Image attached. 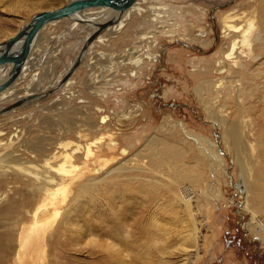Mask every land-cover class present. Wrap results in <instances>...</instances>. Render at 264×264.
<instances>
[{"label": "rangeland", "instance_id": "1", "mask_svg": "<svg viewBox=\"0 0 264 264\" xmlns=\"http://www.w3.org/2000/svg\"><path fill=\"white\" fill-rule=\"evenodd\" d=\"M37 1L0 0V41L36 12L67 0ZM142 5L152 7L133 13L118 33L86 49L69 85L0 112V264H264V242L244 228L250 215L237 207L243 195L231 184L240 177L230 137L222 140L221 127L209 122L217 106L205 82L221 76L213 71L229 43L221 35L223 25L230 16L239 23L254 15L264 30V2L145 0ZM72 23L63 19L40 32L30 55L32 70L17 80L16 88L28 81L48 86L45 91L55 87L50 85L67 71L91 30ZM234 59L245 62L246 57L241 53ZM263 89L260 85L242 92L241 112L232 100L222 112H228L227 122L239 124L243 114L255 123L251 140L264 174V103L258 101ZM13 101H0V109ZM62 114L68 123L60 121ZM13 134L16 138L7 144ZM195 136L214 144L206 145L204 154L210 150L220 162L212 159L210 166L195 152ZM111 140L116 142L112 149ZM62 141L80 147L75 153L84 176L74 183L53 228L26 245L33 218L48 215L40 212L46 198L38 188L47 182L33 181L14 168L32 166L41 176L46 160L33 145L41 143L50 156L51 147ZM87 143L93 144L94 154L85 160ZM171 146L181 149L180 174L184 167L187 174L193 168L204 172L193 186L196 197L189 210L180 205L174 209L175 194L189 181L162 161ZM100 160L104 170L94 174L91 169ZM121 163L123 168L116 169ZM180 218L191 231L187 238L182 237L185 223ZM163 222H171L163 227L167 236Z\"/></svg>", "mask_w": 264, "mask_h": 264}, {"label": "bare ground", "instance_id": "2", "mask_svg": "<svg viewBox=\"0 0 264 264\" xmlns=\"http://www.w3.org/2000/svg\"><path fill=\"white\" fill-rule=\"evenodd\" d=\"M144 1L145 0H139L138 2L134 3L127 11H125L123 15V19H121L116 25L112 26L109 30H107L108 33L100 34L94 42L105 41L106 39H108L105 37L106 35L108 37L114 36V34L118 33L124 27L125 20L130 19L133 13L140 14L142 11H145L146 8L152 7V6L142 5V2ZM259 1L264 2V0H259ZM35 3L39 4L37 0H35ZM155 8L158 9L161 7H159L158 5ZM111 15H112V12L104 10V11H97V12L85 11V12L77 14L76 16L78 18H87V19H92L94 22H99V21L108 19L109 17H111ZM158 16H159V13L157 17ZM61 20L52 21L44 25L41 28L40 32L43 29ZM235 20L236 18L234 16H230V20L227 21L225 25H223L224 27H223L221 35L223 37H227L229 39V43L227 45L226 50L224 51V55L222 59H219L216 62L214 71H213L217 75H221V76H218L216 79L212 81L205 80V82L207 83L206 88L208 91L206 93L208 96L211 97V102L215 101L216 106H217L216 113L214 112L215 116L211 117L214 120H209V122L213 125L215 129L218 128V126L221 127V139L222 140L225 138V136L230 137L229 144L232 145V151L234 155L233 160L236 166L238 167V170H239L238 175L240 177L237 183H233L231 181V184L236 188V190L238 191L240 195H243V199L241 202L237 204V207L241 211L248 212L250 215L248 221L243 226L244 228L248 229L254 235V238L260 240L261 242H264V174L262 170H258L260 166V165H257L259 162V158L257 157V154H256L255 145H253L252 140H251L256 130L255 123L250 118L244 119L246 115H243V114H242L241 119L238 121L239 124L232 123V121L227 122L226 119H227L228 112L227 113L222 112V111H226L227 104L230 103L229 102L230 100H232L233 106L236 108V110L241 112L245 104V101L242 97V92L246 89H250L253 87L260 86V85L264 87V84H263L264 83V69H263L264 68V46H263L264 42L260 43L261 40H264V38L262 37V35H264V30L262 29L261 26H259L260 23L257 22L254 15L242 20L239 23L235 22ZM71 22H73L72 26L75 27L77 23L75 21H71ZM34 46H35V42L30 50L28 57L26 58L24 67L20 75L18 76V78L9 87H7L6 89L0 92V101L18 100L20 98H24L29 95L37 96L38 93L45 91V89L48 87V86H43V85L39 87V86H36L35 84L33 86L32 84L30 85V82L28 81L22 88H16L17 86L15 84L19 83L17 82V80L24 77L26 74H28L32 70L31 67L34 64L31 63L32 59L30 60V55L32 52L33 53L35 52ZM90 46H92V44ZM257 46L260 47L259 49V51H261L260 53L256 52ZM241 53L245 54V57H246L245 62L236 61L234 59V57H236L237 54H241ZM231 67H234V68L237 67L235 68L236 71L231 72ZM6 71H7V67L0 68V81L2 80L3 75L5 74ZM224 73H226V75L223 76ZM35 74L36 73H34L33 75ZM61 77L62 76L58 77L59 79L54 80L50 86L56 85L59 82ZM71 78L72 77H70L66 81V83H64V85L66 86L69 85L72 82ZM258 79L263 80L261 84L255 83ZM39 89L40 91H38ZM258 101L261 104L264 103V89H263V97L261 100H258ZM59 118L61 119L60 121H63V122L65 121L67 123L69 122V117L66 114H62V116H59ZM17 119L19 120V118ZM43 120H42L43 124L46 125L47 123L46 119H43ZM16 123H19V121H16ZM75 133L77 132L75 131ZM15 135L18 136L17 133ZM13 137H14V134L9 138V141H7L8 142L7 144H11L14 141L16 137L15 138ZM79 137L78 139L80 140ZM195 137H197L195 142L198 146L197 151L195 150V152L203 156V158H205L210 163V166H212L213 161L220 162L219 158L217 159V156L214 155L213 152H210V150L206 152V154H204V151H205L204 149H206L205 147L207 146L209 147L214 144L211 141H208L204 138L203 139L205 143L203 144L204 141L202 140L199 141L200 137L198 136H195ZM97 142H101V141H97ZM20 143L21 144L24 143L23 139L21 140ZM60 144L61 145L57 144L58 145L57 147L60 146L58 150H57L56 145H54V147L56 148L51 147L49 153L52 152V154L50 156H48V153L47 154L45 153L46 151H44V148H42L41 143L40 145H33V150L37 154L39 153L40 155H42V157H44L46 160L43 171L40 174L41 176L37 175L38 170H36L32 166L30 167L16 166L14 168L17 174L29 175L33 181H39L40 179H44L47 182L46 186H39L38 188L40 189L42 188L41 189L42 194L44 195V198H46V200L41 204L40 212H47L48 215L42 219L33 218L31 229H30L31 234L28 235L24 239V243H26V245L32 244L31 241L33 240V237H35L39 232H42L43 235H41V237L43 239L45 234L53 228L56 220L62 214V206L66 202L67 197L71 194L74 183L79 182L84 176L83 168L85 167H81L79 165L80 161L78 160V158L80 156L77 157L79 154L75 153L76 150H78L80 147L70 146L69 141L68 142L62 141ZM92 145L87 143L83 147L84 150L82 151V155H85L86 157L85 160L89 159L94 154L93 153L94 151L92 150ZM115 146H116V142L111 140V142L109 143V148L112 149V148H115ZM67 148H69V150ZM72 148L74 149L71 150ZM209 149H212V148L210 147ZM125 151H126V147H122L121 152L123 153ZM186 151L187 150H185V152ZM165 153H167L168 155L166 154L164 159L162 158V161L164 162V164L169 166V169L176 170L177 175L181 179H183L184 181H189V185L186 184L187 186H185L184 184L179 187L180 195L175 194V197H174L175 199L174 209L177 210L178 205H180L181 207H183V209L185 208L187 210L188 208H190L192 201L194 202L195 197H196V193L194 191L193 186L195 184H198L204 172L201 168L199 169V171L194 172V168H193V171L187 174L186 167H184L183 174H180L179 170L181 169L180 168L181 167V164H180L181 149L174 148L173 146H171L165 149ZM133 155L135 156V154ZM73 156H75V160L73 159ZM158 157L159 155L156 154V159ZM121 165L122 163L118 165L116 169L123 168ZM221 165H222V162H221ZM221 165L219 163V167ZM221 168L224 169V167H221ZM209 169H210L209 177L214 178V176H216L215 170H213L211 167H209ZM91 170L92 172H94V174L102 173L104 170V165L102 164L101 160L98 162V165L94 166ZM228 177H229V180L232 179L230 176ZM206 181H209V180H206ZM176 200H178V202ZM184 220L185 219L180 218L181 222H184ZM169 224H171V222L170 223L163 222L160 225L164 236L169 235V233H168V230L163 227ZM183 232H185V234L182 236L183 238L185 237L187 238L191 235V231L189 230L187 223H185V231L181 230V233Z\"/></svg>", "mask_w": 264, "mask_h": 264}, {"label": "water", "instance_id": "3", "mask_svg": "<svg viewBox=\"0 0 264 264\" xmlns=\"http://www.w3.org/2000/svg\"><path fill=\"white\" fill-rule=\"evenodd\" d=\"M138 1L139 0H67L64 4L59 6L42 9L36 12L13 35L0 41V68L7 67V71L0 81V92L14 83L20 75L26 58L44 25L52 21L69 19L70 21H75L77 24H82L92 29L87 32L77 56L71 62L69 68L55 87L48 91L38 93L37 96L29 95L15 100L9 105L2 107L0 112L8 111L30 99L45 97L52 91L62 87L80 65L86 49L100 34L109 30L123 19L125 11ZM104 10L112 12V15L108 19L99 22H94L92 19L87 18H78L76 16L85 11L97 12Z\"/></svg>", "mask_w": 264, "mask_h": 264}]
</instances>
